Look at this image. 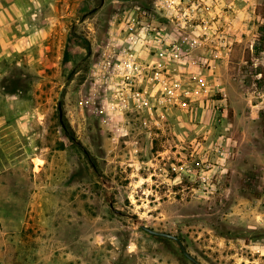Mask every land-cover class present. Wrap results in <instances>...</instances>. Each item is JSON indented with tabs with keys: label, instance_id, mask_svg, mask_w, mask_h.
<instances>
[{
	"label": "rangeland",
	"instance_id": "rangeland-1",
	"mask_svg": "<svg viewBox=\"0 0 264 264\" xmlns=\"http://www.w3.org/2000/svg\"><path fill=\"white\" fill-rule=\"evenodd\" d=\"M100 2L56 29L48 57L2 65L18 121L0 127V264H193L143 224L203 264H264V0L248 2L255 18L242 1L229 59L194 46L175 92L144 97L106 72L117 11L95 15Z\"/></svg>",
	"mask_w": 264,
	"mask_h": 264
},
{
	"label": "built area",
	"instance_id": "built-area-1",
	"mask_svg": "<svg viewBox=\"0 0 264 264\" xmlns=\"http://www.w3.org/2000/svg\"><path fill=\"white\" fill-rule=\"evenodd\" d=\"M242 1L251 0H125L110 22L103 55L106 72L109 77H120L121 89L129 93L142 97L162 90L174 93L176 63L191 61L194 46L206 48L211 42L215 59H229L230 48L241 41ZM249 6L255 18L256 3ZM229 30L231 37L226 34ZM210 32L214 37L210 38ZM210 167L205 164L199 183H209Z\"/></svg>",
	"mask_w": 264,
	"mask_h": 264
},
{
	"label": "crops",
	"instance_id": "crops-1",
	"mask_svg": "<svg viewBox=\"0 0 264 264\" xmlns=\"http://www.w3.org/2000/svg\"><path fill=\"white\" fill-rule=\"evenodd\" d=\"M124 1L101 0L94 9L95 15L102 13L109 3L121 8ZM83 4L84 0H0V75L5 69L3 64L18 63L23 58L31 64L48 57V42L53 33L80 13ZM2 106L0 103V127L17 124V118L11 119L2 112Z\"/></svg>",
	"mask_w": 264,
	"mask_h": 264
},
{
	"label": "water",
	"instance_id": "water-1",
	"mask_svg": "<svg viewBox=\"0 0 264 264\" xmlns=\"http://www.w3.org/2000/svg\"><path fill=\"white\" fill-rule=\"evenodd\" d=\"M59 110L60 112L62 111L61 104L59 105ZM141 228L153 236H158V237H162V238L175 241L180 247L184 256H186V258H188L193 264H203L188 251V249L186 248L185 244L183 243L182 239L179 236L171 234V233H167V232L156 231L144 224L141 225Z\"/></svg>",
	"mask_w": 264,
	"mask_h": 264
},
{
	"label": "flooded vegetation",
	"instance_id": "flooded-vegetation-1",
	"mask_svg": "<svg viewBox=\"0 0 264 264\" xmlns=\"http://www.w3.org/2000/svg\"><path fill=\"white\" fill-rule=\"evenodd\" d=\"M100 57V56H99ZM148 62H150V60H148ZM155 65V64H154ZM154 65L152 66V68L151 69H153L154 68ZM150 73V72H149ZM60 116H61V118L63 117V113H62V111L60 112Z\"/></svg>",
	"mask_w": 264,
	"mask_h": 264
}]
</instances>
